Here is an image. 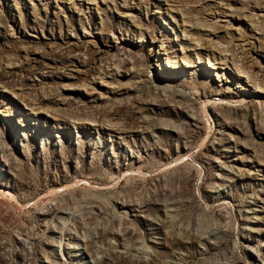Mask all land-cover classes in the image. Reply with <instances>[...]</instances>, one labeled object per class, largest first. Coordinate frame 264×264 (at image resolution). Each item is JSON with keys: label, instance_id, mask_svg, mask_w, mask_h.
<instances>
[{"label": "rangeland", "instance_id": "374dc122", "mask_svg": "<svg viewBox=\"0 0 264 264\" xmlns=\"http://www.w3.org/2000/svg\"><path fill=\"white\" fill-rule=\"evenodd\" d=\"M0 154V264H264V0H0Z\"/></svg>", "mask_w": 264, "mask_h": 264}, {"label": "bare ground", "instance_id": "6f19581e", "mask_svg": "<svg viewBox=\"0 0 264 264\" xmlns=\"http://www.w3.org/2000/svg\"><path fill=\"white\" fill-rule=\"evenodd\" d=\"M0 160H3V158L1 157V154H0ZM56 230H57V229H56ZM61 237H62V236H60L61 243H64V241H63V240H64V237H62V238H61ZM65 244H67V243H65ZM74 248H77V247H74Z\"/></svg>", "mask_w": 264, "mask_h": 264}]
</instances>
